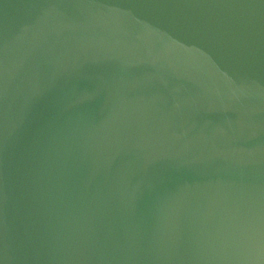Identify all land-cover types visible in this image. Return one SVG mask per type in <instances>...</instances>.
<instances>
[{
  "label": "water",
  "instance_id": "1",
  "mask_svg": "<svg viewBox=\"0 0 264 264\" xmlns=\"http://www.w3.org/2000/svg\"><path fill=\"white\" fill-rule=\"evenodd\" d=\"M0 264H264V0H0Z\"/></svg>",
  "mask_w": 264,
  "mask_h": 264
}]
</instances>
